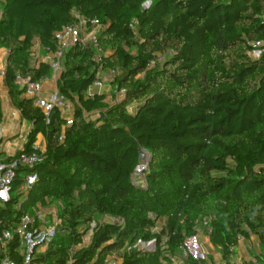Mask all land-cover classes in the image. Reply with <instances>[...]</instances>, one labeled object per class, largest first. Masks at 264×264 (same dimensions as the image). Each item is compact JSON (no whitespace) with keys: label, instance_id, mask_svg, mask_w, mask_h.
Here are the masks:
<instances>
[{"label":"trees","instance_id":"obj_1","mask_svg":"<svg viewBox=\"0 0 264 264\" xmlns=\"http://www.w3.org/2000/svg\"><path fill=\"white\" fill-rule=\"evenodd\" d=\"M74 12L100 22L102 55L97 62L94 46L82 44L63 55L56 83L73 108L67 126L15 81L51 78L48 63L33 65L34 48L56 51V33ZM263 39L264 0H0L3 84L31 124L25 150L40 134L45 140L27 199L15 193L0 204V233L49 200L60 202L62 224L32 264H174L200 227L222 258L189 254L183 264H233L241 241L252 239L260 250L242 264H264V56L249 57ZM99 66L115 71L112 88L126 90L120 101L114 91L111 103L106 93L88 95ZM142 149L151 154L144 188L131 178ZM27 172L19 170L16 187ZM105 216L116 221H99ZM18 246L15 237L10 254L21 264Z\"/></svg>","mask_w":264,"mask_h":264},{"label":"built area","instance_id":"obj_2","mask_svg":"<svg viewBox=\"0 0 264 264\" xmlns=\"http://www.w3.org/2000/svg\"><path fill=\"white\" fill-rule=\"evenodd\" d=\"M101 30V24L97 19H88L78 12L73 13V22L65 25L56 33L58 49L51 51L45 48L46 57L43 62L48 63L52 68V76L49 78L53 82L54 88L45 93L44 79L34 81L30 77L24 78L20 75L16 77V85L24 89V96L32 99L34 104L39 107L46 115L52 109L57 108L61 115L66 119L67 126L73 123L72 114L73 108L69 100L57 89V78L62 69V59L64 53L76 44L83 46L92 45L97 50V62L101 61L102 52L98 48V35ZM35 49V48H34ZM34 55V53H33ZM264 56V39L252 43V48L249 51V57L260 58ZM163 60L159 57L158 62ZM153 61L151 65H154ZM115 71H104L99 67L96 70V77L93 84L88 89V95L92 96L95 93H101L106 88V79L110 82L114 80ZM5 75V67L1 70V76ZM110 86L112 87L111 83ZM115 94V100L120 101L126 94L123 88H112ZM2 130L0 128V142L2 140ZM45 160V146L37 141L33 145V149L29 152L25 147L16 151L12 155L0 156V204L9 202L13 194L19 195V202L27 199L29 192L39 179L37 172L31 171L36 166ZM27 169L23 176V182L19 187H16V179L20 169ZM31 171V172H30ZM148 171V163L140 161L132 174V182L137 187H146V172ZM47 204L39 202L31 207V212L23 213L16 226L12 229H4L0 233V264H20L10 254V245L15 237L19 240V246L15 252L21 258V264H32L34 253L44 252L52 242L59 227L62 224V219L59 216L58 209L52 210L47 207ZM99 221H102L99 219ZM204 225L208 226V220H204ZM97 221L91 223L89 233L84 237L83 244H87L92 236L93 229L96 227ZM198 234L191 239H195V246L199 248ZM208 237V236H207ZM209 238V237H208ZM189 239V238H188ZM241 242H244L243 240ZM186 246V243H185ZM214 248V247H213ZM215 249V248H214ZM184 260L188 255H192L195 259L208 260L209 253L197 251L196 254L188 253L185 249ZM233 250V249H231ZM252 260L251 256H249ZM112 258L106 259L102 264H119L117 261H111ZM177 260L174 259V264ZM236 264H242V258L238 257L234 260Z\"/></svg>","mask_w":264,"mask_h":264},{"label":"crops","instance_id":"obj_3","mask_svg":"<svg viewBox=\"0 0 264 264\" xmlns=\"http://www.w3.org/2000/svg\"><path fill=\"white\" fill-rule=\"evenodd\" d=\"M7 56V50L5 48H0V99L3 104V112H4V120L0 124V128L2 130V140L0 142V156H8L14 154L16 151L22 149L25 147L27 142V134L31 128V124L25 120L22 119L20 116V113L18 110H16L13 105L11 104L7 89L5 88L3 84V76H1V70L5 67V61ZM44 59L41 61L43 62ZM44 87H45V93L49 90H52L54 88V84L49 79H44ZM108 90L103 89L101 93L107 94ZM38 142H40L42 145L45 146V140L43 135H38L37 137ZM209 240V238H208ZM253 243L252 247L255 248V253L259 252V246L256 243L254 239L251 240ZM210 244V248L212 250H215L213 246ZM243 244V242L240 243V245L237 247L233 259H237L239 254L240 258H245L247 260L250 259L248 255H243V253L239 250V247ZM213 253V251H211ZM238 255V256H237ZM233 264H236L233 261Z\"/></svg>","mask_w":264,"mask_h":264},{"label":"rangeland","instance_id":"obj_4","mask_svg":"<svg viewBox=\"0 0 264 264\" xmlns=\"http://www.w3.org/2000/svg\"><path fill=\"white\" fill-rule=\"evenodd\" d=\"M148 5H149V3H146L145 6H148ZM45 57H46L45 51L42 49V47L39 44H37L35 46L34 55H33V58H32L33 65L34 64L37 65L43 59H45ZM160 62H162V60ZM105 82L107 84L105 90H108V92H107L108 97L106 99V102L107 103H111V102H113V96H112L113 95V89L110 86V81L108 79H106ZM142 152L145 153V157L142 159V161L145 162V163H149L151 154L148 151L144 150V149H142ZM60 205H61L60 202H52V203H49V205H47V207L49 209L56 210V209H58V207ZM100 219L104 220V221H108V222H115L116 221L115 219H113V218H111L109 216L100 217ZM197 239H198V244L200 245L199 248H196V246H195V239L189 238V239L186 240V246H185L184 249L188 253L192 252V253L196 254L197 251L201 250L202 252L209 253V255H207L210 258V259L208 258L209 261H219V260H221V258H222L221 252L218 249L212 250L210 248V244H209L210 242H209L208 237L206 235V230L203 227H200ZM251 242L252 241H250V240H246L239 247V250L241 248L240 251L243 253V255H248V256L252 257L255 254V248L252 247L253 243H251ZM136 247L141 248V249H147V250H154L155 249L154 242H149V243L138 242L136 244ZM183 251L177 254V257H176L177 262H176V264L185 263L184 262V252ZM211 251H213V253ZM238 257H240V254H239ZM211 258H212V260H211ZM111 261L115 262L116 260L114 258H112Z\"/></svg>","mask_w":264,"mask_h":264},{"label":"water","instance_id":"obj_5","mask_svg":"<svg viewBox=\"0 0 264 264\" xmlns=\"http://www.w3.org/2000/svg\"><path fill=\"white\" fill-rule=\"evenodd\" d=\"M145 157V153L144 152H140V158L143 159Z\"/></svg>","mask_w":264,"mask_h":264}]
</instances>
